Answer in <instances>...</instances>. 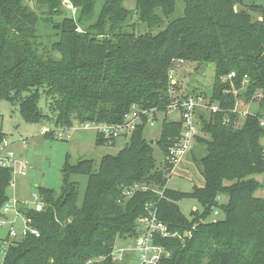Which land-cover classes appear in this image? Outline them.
Instances as JSON below:
<instances>
[{"label":"trees","instance_id":"obj_1","mask_svg":"<svg viewBox=\"0 0 264 264\" xmlns=\"http://www.w3.org/2000/svg\"><path fill=\"white\" fill-rule=\"evenodd\" d=\"M68 1L75 17L64 12L63 0H0V101L17 104L26 123L50 122L38 107L44 94L55 127L66 129L75 123L120 126L131 108L139 121L115 155L98 164L65 161L59 196L40 189L43 210L23 209L39 237L9 242L0 264H127L113 260V247L117 239L136 236L135 221L147 204L179 236L158 242L169 252L159 264H264V198L255 196L260 184L254 178L264 175V4L135 0L129 11L127 0ZM141 25L148 30L136 31ZM174 61L214 66L207 104L218 111L198 117L208 138L195 137L197 153L190 159L203 183L189 193L166 188L143 136L147 115H166L171 104ZM230 73L235 77L225 81ZM240 101H258L262 113L246 114L237 127ZM181 132V120L164 117L156 145L166 172ZM44 135L54 137L52 131ZM112 140L95 135L96 146ZM72 176L86 178L80 205ZM11 182V169L0 168V211ZM185 199L201 211L185 217L177 205ZM214 209L223 218L208 220Z\"/></svg>","mask_w":264,"mask_h":264},{"label":"rangeland","instance_id":"obj_2","mask_svg":"<svg viewBox=\"0 0 264 264\" xmlns=\"http://www.w3.org/2000/svg\"><path fill=\"white\" fill-rule=\"evenodd\" d=\"M244 2L248 5L264 4V0H245ZM63 7L66 14L72 17L76 16V10L71 6L68 0H63ZM124 7L132 11L135 8V0H127L124 2ZM253 17L260 18V15H254ZM147 30L145 25H141V27L136 26V31L138 32H145ZM169 71L173 72L171 73V77H169V81L173 85V87L170 88V95L172 98L170 105L178 101L180 106L183 101L188 99L199 100L201 104V106L196 107L194 111L197 121L195 128L196 133L191 140V148L183 154L184 156L180 160L174 163L172 162V167L167 169V172L163 170L165 157L160 147L156 145V140L159 138L164 117L170 121H177L179 119V110H176V108H173L174 110L169 111L170 114L166 113V115L159 112H154L153 115L148 114L143 136L153 148V157L156 160V167L158 170L162 171L163 175L167 178L166 188L181 193H189L194 186H201L203 183V178L199 172L198 166L191 161L190 157L193 153H197L195 137L202 136L203 138H208L206 133L201 132V124L198 121V117L202 115L207 119L210 113L206 107H208L207 103L214 82V66L212 64L200 65L197 63L174 61ZM49 102L50 99L44 94H41L38 107L44 115L51 117L50 122L41 120L36 123H26L18 112L17 104L0 101V137L7 139L9 143L8 147L2 151L1 157H5V155L10 152L13 154V158L10 161L12 167V183L7 189L6 194L9 202L16 201L19 204L26 205L28 208L33 206L36 199H38L43 207L45 206L44 201L39 195L40 189H51L55 192L54 198L59 196V191L62 186L61 168L66 160L72 165L84 159H91L95 164H98L103 156L115 155L127 144L128 137L132 133L135 124L139 121L137 109L131 108L127 116L132 120H129L130 123L127 125L125 123L124 125L126 126H118L116 128L119 134L116 138H113V143L110 145L105 144L103 146H96L95 135L100 125H79L75 123L70 129L55 127L53 123L55 114L49 110ZM168 109L169 108H167V111ZM258 111L262 113V111L258 110V101L246 104L241 101L238 102L236 110L234 111L238 116L235 125L237 127L241 126L246 114H252ZM43 128L47 129L48 132L46 133L52 131L54 137L49 138L45 136L42 133ZM120 128H125L126 130H121ZM176 142L177 141L173 143L172 147L176 145ZM261 144L264 149V139L261 140ZM22 172H24V175ZM254 178L260 184L259 189L255 192V196L264 198V175L255 176ZM71 180L77 183V204L80 205L86 186V178L82 176H72ZM157 193L163 197V191H157ZM217 201H219V203H225L226 199L218 197ZM177 205L181 213L187 218L190 212L196 210L198 212L201 211L199 204L191 199L182 200L178 202ZM215 212H217V215H215ZM13 217L12 213L7 216L9 221H11ZM221 218H223V215L217 209H214L210 213L208 220H217ZM1 221L2 217L0 216V222ZM20 221L21 219H19L18 224ZM17 227L18 225L16 224V228ZM7 229V225H0V241L6 238ZM122 243L123 240L117 239L114 244V249L116 250L121 247ZM2 255L3 253H0V263Z\"/></svg>","mask_w":264,"mask_h":264},{"label":"built area","instance_id":"obj_3","mask_svg":"<svg viewBox=\"0 0 264 264\" xmlns=\"http://www.w3.org/2000/svg\"><path fill=\"white\" fill-rule=\"evenodd\" d=\"M171 73L173 72L169 71V77H171ZM234 77L235 74L230 73L225 78V81H229ZM255 97L259 98L260 95H256ZM179 104L180 103L178 101H175L172 105L168 106L169 109L167 111V114H170L169 111H173V108L179 110V120L182 122L181 138H179L175 143L176 145L171 147L169 150V159L173 163L180 160L184 156L183 154L191 148V140L196 133L195 128L197 121L194 111L196 107L201 106L199 100L192 99L183 101L180 106ZM236 107L237 104L235 105L234 111L236 110ZM206 109L208 112L215 113L218 111V106L212 105L206 107ZM129 120L132 119L128 118L126 115V125L130 123ZM124 124L120 126H126ZM260 125L264 128V119L260 121ZM117 127L118 126L100 125L97 130L103 134L105 139H113L119 134L116 130ZM121 130L126 129L124 128ZM46 132H48L47 129L43 128L42 133L45 134ZM8 145L9 143L7 139L4 138L1 140L0 168H8L11 169L12 172L10 161L13 158V154L10 152L5 155V157H1L2 151L7 148ZM22 174L24 175V172H22ZM23 209L39 213L43 210V205L38 201V199H36L33 206L30 208L24 204H19L16 201L9 202V200L2 206L0 211L2 221L0 222V225H7L8 229L5 238L6 240L4 239L1 241L0 253H3L4 248L11 241H18L28 235L36 238L39 237V231L34 227L33 218L26 216ZM145 211L146 214L137 218L135 221L136 236L134 238H127L123 241L121 247L116 250L113 247L112 258L115 262H124L126 260L127 264H159L161 260L169 257V252L158 242L160 240L179 237L177 232H171L169 228L158 219L157 207L154 204H147L145 206ZM10 213L14 216L11 221L7 218ZM215 215H217V212H215ZM19 219H21V221L18 224ZM16 224L18 225L17 228Z\"/></svg>","mask_w":264,"mask_h":264}]
</instances>
